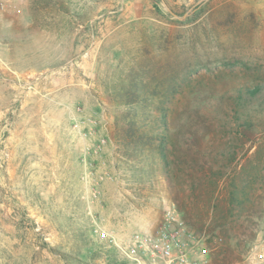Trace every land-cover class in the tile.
I'll use <instances>...</instances> for the list:
<instances>
[{
    "label": "rangeland",
    "instance_id": "1",
    "mask_svg": "<svg viewBox=\"0 0 264 264\" xmlns=\"http://www.w3.org/2000/svg\"><path fill=\"white\" fill-rule=\"evenodd\" d=\"M133 80L175 112L173 181L118 144ZM171 205L196 260L264 264V0H0V264H134L112 240Z\"/></svg>",
    "mask_w": 264,
    "mask_h": 264
},
{
    "label": "trees",
    "instance_id": "2",
    "mask_svg": "<svg viewBox=\"0 0 264 264\" xmlns=\"http://www.w3.org/2000/svg\"><path fill=\"white\" fill-rule=\"evenodd\" d=\"M247 91L252 96H256L261 91V85H255L251 90ZM116 92L117 99L115 102L121 108V115L116 120L119 127L117 131L118 144H121L125 148L127 155L135 159L139 164L144 161L157 163L164 169L167 178L172 181L175 180L177 176L176 173H172L173 162L171 157H173V152L178 148L179 140L178 132H175L171 126L175 124V112L168 106L169 101L161 98V96L157 97L155 89L151 90L142 81L138 80H133L132 83L127 82ZM196 95L197 93L194 96ZM212 184L214 192L209 193L203 202L205 210L204 222L201 221L194 224L191 219L190 208L188 206L180 207L183 217L195 228L199 223H201V228H203L207 223L206 219L209 218L210 211H214L215 204H217L215 193L217 188H219V180H214ZM202 188H204L203 185H198L195 191L197 189L202 190ZM237 195H241L238 190L237 192H232L233 201H237V197H239ZM196 197L198 201H202L203 196L199 197L196 195ZM213 200L215 201L213 202ZM109 252L111 253V250ZM65 259L67 262L72 263L69 257L66 256Z\"/></svg>",
    "mask_w": 264,
    "mask_h": 264
},
{
    "label": "built area",
    "instance_id": "3",
    "mask_svg": "<svg viewBox=\"0 0 264 264\" xmlns=\"http://www.w3.org/2000/svg\"><path fill=\"white\" fill-rule=\"evenodd\" d=\"M102 238L106 234H101ZM193 234L174 205L166 208L164 222L156 233H133L125 242L112 240L120 256L134 264H210L208 258L196 260L189 250ZM264 261V252L259 254Z\"/></svg>",
    "mask_w": 264,
    "mask_h": 264
},
{
    "label": "water",
    "instance_id": "4",
    "mask_svg": "<svg viewBox=\"0 0 264 264\" xmlns=\"http://www.w3.org/2000/svg\"><path fill=\"white\" fill-rule=\"evenodd\" d=\"M206 1H207V0H206ZM189 15H190V13L185 14V15L182 17V19H186Z\"/></svg>",
    "mask_w": 264,
    "mask_h": 264
}]
</instances>
